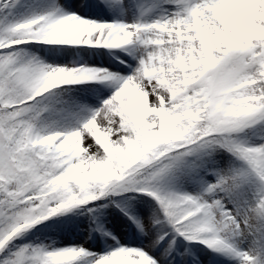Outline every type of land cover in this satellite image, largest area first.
<instances>
[{
	"label": "snow or ice",
	"instance_id": "obj_1",
	"mask_svg": "<svg viewBox=\"0 0 264 264\" xmlns=\"http://www.w3.org/2000/svg\"><path fill=\"white\" fill-rule=\"evenodd\" d=\"M0 264H264V0H0Z\"/></svg>",
	"mask_w": 264,
	"mask_h": 264
}]
</instances>
